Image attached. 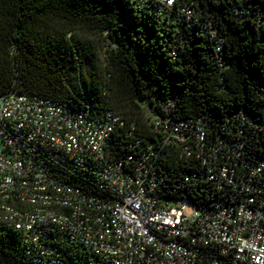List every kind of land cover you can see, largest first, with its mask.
Segmentation results:
<instances>
[{
    "label": "built area",
    "instance_id": "2783aa9c",
    "mask_svg": "<svg viewBox=\"0 0 264 264\" xmlns=\"http://www.w3.org/2000/svg\"><path fill=\"white\" fill-rule=\"evenodd\" d=\"M137 4L197 21L191 1ZM153 110L142 140L110 108L0 95V227L20 232L22 264H264V155L245 139L262 127Z\"/></svg>",
    "mask_w": 264,
    "mask_h": 264
},
{
    "label": "trees",
    "instance_id": "16d2710c",
    "mask_svg": "<svg viewBox=\"0 0 264 264\" xmlns=\"http://www.w3.org/2000/svg\"><path fill=\"white\" fill-rule=\"evenodd\" d=\"M177 1H191L197 21H166L137 0H0V95L110 108L142 140L153 138L145 104L173 119L238 113L245 132L262 127L245 139L263 156L264 0ZM23 250L20 232L0 227V264H22Z\"/></svg>",
    "mask_w": 264,
    "mask_h": 264
},
{
    "label": "rangeland",
    "instance_id": "374dc122",
    "mask_svg": "<svg viewBox=\"0 0 264 264\" xmlns=\"http://www.w3.org/2000/svg\"><path fill=\"white\" fill-rule=\"evenodd\" d=\"M187 212H190V207H189V208H187Z\"/></svg>",
    "mask_w": 264,
    "mask_h": 264
}]
</instances>
